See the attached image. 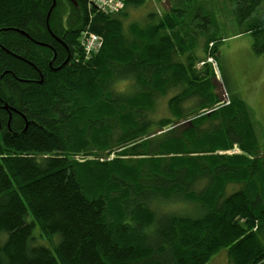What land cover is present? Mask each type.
<instances>
[{
    "label": "trees",
    "instance_id": "obj_1",
    "mask_svg": "<svg viewBox=\"0 0 264 264\" xmlns=\"http://www.w3.org/2000/svg\"><path fill=\"white\" fill-rule=\"evenodd\" d=\"M146 1L105 15L86 0H0V264H206L220 250L228 264H264V160L247 109L231 94L215 109L180 45L183 27L207 49L212 11L194 24L173 6L124 29L125 8ZM232 1L238 33L264 53V0ZM85 28L101 37L89 60ZM194 97L196 110L181 108ZM173 200L188 211L161 210ZM36 228L58 235L53 250Z\"/></svg>",
    "mask_w": 264,
    "mask_h": 264
},
{
    "label": "rangeland",
    "instance_id": "obj_2",
    "mask_svg": "<svg viewBox=\"0 0 264 264\" xmlns=\"http://www.w3.org/2000/svg\"><path fill=\"white\" fill-rule=\"evenodd\" d=\"M158 1V2H157ZM170 6H174L176 9L186 11L185 21L190 22L192 20L194 24L203 23L202 19H193V16L198 10H208L216 13L215 25L218 26L216 42V52L212 54L214 44L210 43L207 49L203 46V38L197 35L196 39L185 38L186 28H178V34L182 38V46L186 47V52L194 51L196 61L193 64V68L196 71L205 72L206 77H209L207 83L203 84L201 90L204 92L207 87L213 85L214 95L219 101L215 104V107L226 105L227 101H230V94L235 98H239L243 101L245 107L249 110L247 113L253 120V128L257 137V148L260 157L264 160V55H256L253 52L252 43L255 40L250 34L238 35V25L235 22V13L232 0H147L145 3L132 6L128 5L124 10L126 12L123 17L124 29L130 25H146L149 23L148 17L152 13H157L160 10L165 12L170 9ZM162 13V11H160ZM199 13V12H198ZM201 15H205L202 11ZM191 22V24H193ZM184 31V32H183ZM182 33V34H181ZM234 35V36H233ZM258 43H261L258 41ZM204 50V51H202ZM205 52V53H204ZM184 58V57H183ZM199 81V80H197ZM200 86V84H199ZM115 89L119 91H129L130 87L128 82H119L115 84ZM170 89V88H169ZM195 89H198L197 87ZM180 90L179 87L168 90V93L164 98L158 100L155 111L152 112V116L155 119L169 116L168 107L166 101L172 94H175ZM198 98H190L182 102L181 108L196 110ZM206 112V111H204ZM208 112V111H207ZM193 113V112H191ZM219 154H240V150L232 147L227 151H220ZM78 160H86L91 157L75 156ZM113 158L111 154L108 159ZM103 160L104 158H99ZM231 188H235V185H231ZM157 201V199L155 200ZM154 203V200H152ZM151 202V203H152ZM152 203V207L155 205ZM157 203H164L158 201ZM166 204H170L166 207ZM161 207V206H160ZM173 209L187 212L185 203L173 200L171 203H164L161 210ZM36 233V234H35ZM38 233V234H37ZM35 237V243H39L50 250H53V245H57L59 241L58 235L53 236L51 239L42 236L39 230L36 228L33 231ZM38 238L41 239H37ZM206 264H228V258L225 250H220L217 254L213 255Z\"/></svg>",
    "mask_w": 264,
    "mask_h": 264
},
{
    "label": "built area",
    "instance_id": "obj_3",
    "mask_svg": "<svg viewBox=\"0 0 264 264\" xmlns=\"http://www.w3.org/2000/svg\"><path fill=\"white\" fill-rule=\"evenodd\" d=\"M127 0H86V8L89 13H101L111 15L119 12ZM83 56L89 60L101 46V37L90 32L88 28L82 30L78 37ZM229 103L228 101L226 102Z\"/></svg>",
    "mask_w": 264,
    "mask_h": 264
},
{
    "label": "crops",
    "instance_id": "obj_4",
    "mask_svg": "<svg viewBox=\"0 0 264 264\" xmlns=\"http://www.w3.org/2000/svg\"><path fill=\"white\" fill-rule=\"evenodd\" d=\"M158 2V1H157ZM126 9V8H125ZM174 8H173V6H170V9L169 10H167L166 12H169L170 10H173ZM260 10H264V6H262L261 8H260ZM160 11H162V12H165V9L164 10H160ZM160 11L158 12L157 11V13H153V15L150 17V19H149V23L151 22V23H153V22H155L156 20H157V14L159 13L160 14ZM206 11H208V10H206ZM215 15H216V13H214V12H212V20H211V24L210 25H208L207 27V29H205V30H207V34H206V36L207 35H210L211 37H212V40L213 41H211V42H209L208 43V45L210 44V43H215L216 44V41L218 40V39H221V38H219V37H216L217 35V31L215 32V30L217 29L218 30V26L217 25H215L217 22L215 21ZM168 31V30H167ZM184 32V31H183ZM239 32V31H238ZM184 33H186V35H185V38H193L194 40H197L196 39V37H197V35L196 36H193V35H190V34H187V32L185 31ZM182 34V33H181ZM238 35H241V34H250L251 35V33H248V32H245V33H237ZM180 35V34H179ZM199 36H201L202 38H203V41L205 42V37H204V35L202 34V35H199ZM234 36V35H233ZM252 36V35H251ZM182 38L183 37H181L180 36V38H179V40H180V45H182ZM214 39H216V40H214ZM204 44L205 43H203V46H204ZM252 45H253V43H252ZM202 51H204V50H202ZM254 52V51H253ZM205 53V52H204ZM256 54V53H255ZM256 55H264V53H261V54H256ZM180 59L183 61L184 60V58H183V56H180ZM241 100V99H240ZM243 102V101H242ZM246 109H247V111L249 110L247 107H246ZM248 118H249V121H250V123H251V125H252V128H253V120L250 118V116H249V114H248ZM253 132H254V135H255V137H256V134H255V131H254V128H253ZM256 141H257V137H256ZM258 142V141H257ZM234 148H237L238 149V147L236 146V145H234L233 146ZM230 151V150H229Z\"/></svg>",
    "mask_w": 264,
    "mask_h": 264
},
{
    "label": "water",
    "instance_id": "obj_5",
    "mask_svg": "<svg viewBox=\"0 0 264 264\" xmlns=\"http://www.w3.org/2000/svg\"><path fill=\"white\" fill-rule=\"evenodd\" d=\"M50 10H51V8L49 9V11H48V14H47V15H49V12H50ZM211 111H213V110H210V111L206 112V114H209Z\"/></svg>",
    "mask_w": 264,
    "mask_h": 264
}]
</instances>
